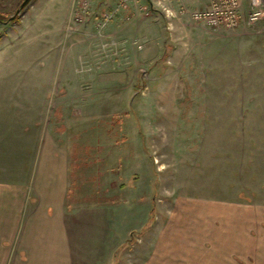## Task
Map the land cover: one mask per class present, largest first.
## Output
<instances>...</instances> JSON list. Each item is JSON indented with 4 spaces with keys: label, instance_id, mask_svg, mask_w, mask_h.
Segmentation results:
<instances>
[{
    "label": "rangeland",
    "instance_id": "374dc122",
    "mask_svg": "<svg viewBox=\"0 0 264 264\" xmlns=\"http://www.w3.org/2000/svg\"><path fill=\"white\" fill-rule=\"evenodd\" d=\"M84 1L9 21L23 0H0V264L28 259L14 212L54 228L53 143L72 153L67 264H264V15L211 28L192 19L208 0H127L99 26L121 0ZM53 238L42 264L63 260Z\"/></svg>",
    "mask_w": 264,
    "mask_h": 264
},
{
    "label": "crops",
    "instance_id": "0c3cea01",
    "mask_svg": "<svg viewBox=\"0 0 264 264\" xmlns=\"http://www.w3.org/2000/svg\"><path fill=\"white\" fill-rule=\"evenodd\" d=\"M103 1L104 0H99L97 3V6L100 7V9L104 8L103 7ZM245 4V2L243 3V5ZM207 5V2H206ZM242 5V13L244 14V9L245 7ZM246 5V4H245ZM206 7V6H205ZM106 8V7H105ZM203 9V8H201ZM119 18H117L118 20ZM121 21V20H119ZM118 21V22H119ZM50 141H53V138L51 137ZM53 148L51 149H45L44 147L41 148V151L37 153V155L39 156V161H38V166L36 169L37 172V176L40 179V181L43 183L42 185L38 186L40 189L45 190L44 193V197H48V193L49 196H55L56 199L54 200H49L48 199V203L46 205L48 212H50V215H46V217L42 218L43 221H41L42 223H49L51 225L54 226V228H50L52 230H43V228H39L35 226L36 220L33 219V224L30 227H25L24 225L21 226V221L19 219V214L20 213H16L14 212V214H12V216H14L17 222H15V218L12 217V219L10 218V214L8 215V217L10 218L11 221H14L12 223L9 222H4L3 228H9L12 227V230H14V232L18 234V232L20 233V235L18 236V244L17 245V249L18 252L19 251H24L27 253L28 255V259L26 261H18L15 262V264H42L43 261L42 257H45V255H43V250L42 247L44 244L42 242V238L44 236L49 237L51 234H53L54 238V242H56V244L50 243L51 246H48L49 250L53 253L55 252L57 254V257L61 255V257L63 258V260L60 259V257L57 259V262H54V264H67L66 261H64L65 258H67L65 250H68L70 248V244H69V239H68V231H69V226L66 223V219H68V216L66 214L67 212V208L64 207V204L66 203V192H67V188H68V180L65 177L64 173H67V171L70 168V165L72 164V160L70 161L69 157L72 155V153L70 154L69 150H66L64 152H61V148L57 147L54 143L52 144ZM51 181V182H50ZM53 182V183H52ZM10 185L7 186H2L4 188H8ZM9 189V188H8ZM65 190V192H64ZM52 193V194H51ZM68 194V192H67ZM64 197V199H63ZM64 209V210H63ZM15 211L17 209H14ZM18 212V211H16ZM56 214V215H54ZM66 214V215H65ZM35 217V216H34ZM70 217V216H69ZM65 218V219H64ZM70 220V219H68ZM20 221V222H19ZM71 221L70 220V226H71ZM18 226L21 230L19 231H15ZM45 226V225H44ZM56 226V229H55ZM1 227V225H0ZM18 228V229H19ZM17 229V230H18ZM1 230V229H0ZM8 229H2L0 231V235H4L5 232ZM42 232V235H40L39 233ZM46 233V234H45ZM25 243H26V247H25ZM27 243H29L27 245ZM24 244V245H23ZM4 246H1L0 244V253L6 252V253H11V248H3ZM20 247V248H19ZM7 249V250H5ZM69 251V250H68ZM51 253V254H52ZM60 254V255H58ZM66 256V257H65ZM50 260H52V258H50ZM53 261V260H52ZM53 262H45L44 264H50Z\"/></svg>",
    "mask_w": 264,
    "mask_h": 264
},
{
    "label": "built area",
    "instance_id": "2783aa9c",
    "mask_svg": "<svg viewBox=\"0 0 264 264\" xmlns=\"http://www.w3.org/2000/svg\"><path fill=\"white\" fill-rule=\"evenodd\" d=\"M126 1L121 0L113 10L102 14L101 21L98 22L99 26L106 24L111 16H114L120 9H125L127 6ZM80 2H82V5L79 9L82 10L83 15L88 14L89 4L84 0H80ZM244 2L246 4L245 19H243L244 14L241 9ZM263 15L264 0H208L206 8L192 12V19L211 28L219 27L234 30L238 28L243 20L246 24L252 25L257 20L262 19ZM80 20H82L80 17L76 16L74 18L75 22H81Z\"/></svg>",
    "mask_w": 264,
    "mask_h": 264
},
{
    "label": "water",
    "instance_id": "95a60500",
    "mask_svg": "<svg viewBox=\"0 0 264 264\" xmlns=\"http://www.w3.org/2000/svg\"><path fill=\"white\" fill-rule=\"evenodd\" d=\"M29 1L30 0H23V2L19 5L18 9L16 10L15 14L9 18V21L13 20V18L19 14L20 10H22L29 3Z\"/></svg>",
    "mask_w": 264,
    "mask_h": 264
},
{
    "label": "trees",
    "instance_id": "16d2710c",
    "mask_svg": "<svg viewBox=\"0 0 264 264\" xmlns=\"http://www.w3.org/2000/svg\"><path fill=\"white\" fill-rule=\"evenodd\" d=\"M16 19H17V16H16V17H14L12 21H15ZM7 20H8V19H7ZM151 218H152V216H151Z\"/></svg>",
    "mask_w": 264,
    "mask_h": 264
}]
</instances>
